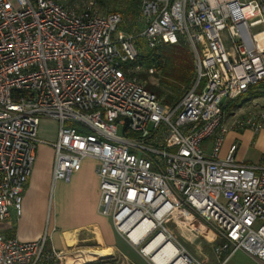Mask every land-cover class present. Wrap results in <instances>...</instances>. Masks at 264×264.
Masks as SVG:
<instances>
[{"label": "built area", "instance_id": "2783aa9c", "mask_svg": "<svg viewBox=\"0 0 264 264\" xmlns=\"http://www.w3.org/2000/svg\"><path fill=\"white\" fill-rule=\"evenodd\" d=\"M139 1L142 28L127 34L121 14H100L92 2L79 11L56 0H0V228L21 216L45 145L53 182H69L85 159L96 163L99 213L150 264L144 248L158 234L186 264H202L169 224L215 242L217 264L237 251L264 264V166L238 162L236 144L220 156L229 131L264 129L262 110L226 112L264 85V0ZM138 40L148 50L189 46L194 78L175 104L163 106L126 68ZM41 120L57 123L55 141L39 139ZM144 222L149 229L132 241ZM48 242L46 233L19 242L0 232V264H62Z\"/></svg>", "mask_w": 264, "mask_h": 264}, {"label": "crops", "instance_id": "0c3cea01", "mask_svg": "<svg viewBox=\"0 0 264 264\" xmlns=\"http://www.w3.org/2000/svg\"><path fill=\"white\" fill-rule=\"evenodd\" d=\"M250 92L257 96L246 104L252 103L256 109V99L264 98V85ZM56 135L55 121H40V140L53 142ZM232 144L237 145L238 162L264 166V129L257 135L249 130L229 131L221 147V157ZM52 164V149L37 146L32 172L22 194L21 216L15 219L12 215L0 228L1 234L7 239L32 242L46 233L49 237L47 250L53 248L63 253L66 264H78L77 261L84 257L88 259L79 264H150L115 232L110 218L99 213L96 163L91 159L83 160L80 170L67 183L52 181ZM97 253H106V256L97 257Z\"/></svg>", "mask_w": 264, "mask_h": 264}, {"label": "rangeland", "instance_id": "374dc122", "mask_svg": "<svg viewBox=\"0 0 264 264\" xmlns=\"http://www.w3.org/2000/svg\"><path fill=\"white\" fill-rule=\"evenodd\" d=\"M57 2L63 6L74 7L79 11L87 7V5L92 2L95 3V7L100 14H105L110 11L123 12V5L126 2V0H57ZM138 27H142V25L139 24ZM141 42H142L141 40H138V43L142 45L143 42L142 43ZM144 48L145 50H148L146 47ZM160 49L161 50L159 52L163 55L165 54L164 56L167 57V59L164 57L166 60L165 62L166 64H164L162 74L158 69L159 67L157 63H150L149 65L146 66L144 65L140 67L138 70H136L135 68H131V73H133L135 77H137L141 82H143L146 87L153 86L156 88H160L164 92V95L161 98L163 99L167 94H171L170 93L171 91L166 87V84H171L175 82V80L178 81L180 77L183 75V73H185L190 69V63H192L194 66L193 63L194 57L187 44H183V45L181 44L179 48H171L169 46H166ZM171 53H173L174 55H171ZM191 60H193V62ZM141 76H144V78H140ZM259 91L261 90L259 89ZM261 92H263V90ZM247 99L251 101L255 100V98H252L250 94H246V96L238 98L234 102V105H239V106L242 105V108L246 107L245 109L247 111L264 109V107H261L262 105H264V98L261 97L256 99L257 102L256 105L258 107L256 109L255 107L252 106L253 105L252 103L251 105L249 104L247 105L244 102V100ZM65 127H72V124L66 123ZM49 130L51 131V127ZM211 140L212 139H209L204 144H202L201 149L208 150L210 148ZM166 227L171 232L175 241L194 259L201 262L202 264H217L212 253V245L216 244L215 242L206 241L204 237H198L195 239L193 236L187 233L182 227H175L173 224H169ZM182 234H186L187 236ZM185 237L188 239V241H185L184 239ZM149 239L150 238H148L147 240ZM138 249L139 248H136L135 250L138 252L139 251ZM77 251H80V248L77 249ZM140 256L142 255L140 254ZM142 258L147 260V258L144 256H142ZM62 264H66V261L63 260ZM227 264H256V263L244 252L237 251L231 256Z\"/></svg>", "mask_w": 264, "mask_h": 264}, {"label": "trees", "instance_id": "16d2710c", "mask_svg": "<svg viewBox=\"0 0 264 264\" xmlns=\"http://www.w3.org/2000/svg\"><path fill=\"white\" fill-rule=\"evenodd\" d=\"M139 3H140L139 0H126V2L123 5V12H117V13L121 14V16H122V23L119 25V31L130 34V33H138V31L141 30L142 27H138V25L141 24L139 21ZM110 12H112V11H110ZM113 12H115V11H113ZM181 44L183 45L185 43L180 40L177 45L169 46V47L179 48ZM142 45L140 43H138L139 56L134 62L127 65L126 68L131 69L137 65L142 67L144 65L145 66L149 65L150 63H157V65L159 67L158 69L160 70V72L162 74L164 64H166L165 58L167 59V57L164 56L165 54L163 55L159 51L161 50L160 48L166 47L167 45L158 46L153 50H145L144 45L143 46ZM179 53H181V52H179ZM171 55H174V54L171 53ZM170 57H172V56H170ZM190 59H191V57H190ZM191 61L193 62V60H191ZM132 76H135V75L133 74ZM140 78H144V76H141ZM193 78H194V66L192 63H190V69L188 71H186L185 73H183V75L180 77V79L178 81L175 80V82H173L171 84H166V87L171 91L170 92L171 94H167L165 96V98L161 99L164 95V92L160 88H156L153 86H147L146 88L148 91H150L152 94H154L157 97V99L160 100V102L163 106H171V105L175 104L176 102H178V100L181 98L183 93L189 88ZM248 94H250V96H252V98H255L257 96V94L254 92H249ZM244 96H246V95H244ZM235 101H233L232 103H230L227 106V108H226L227 114L234 111L235 109H237L239 107V105H234ZM247 101H249V99L244 100L245 103ZM41 264H51V263L43 262Z\"/></svg>", "mask_w": 264, "mask_h": 264}, {"label": "bare ground", "instance_id": "6f19581e", "mask_svg": "<svg viewBox=\"0 0 264 264\" xmlns=\"http://www.w3.org/2000/svg\"><path fill=\"white\" fill-rule=\"evenodd\" d=\"M150 224L144 222L136 230L130 234L132 241H136L142 237L149 229ZM146 254L152 256L154 264H186L185 260L180 256L177 247L168 242L163 234H158L149 244L144 248ZM97 257L106 256V253H97ZM88 257H84L77 261L79 264L81 261L84 263Z\"/></svg>", "mask_w": 264, "mask_h": 264}]
</instances>
